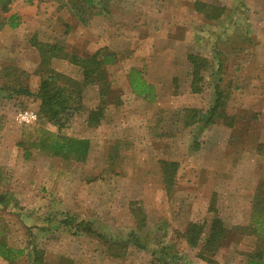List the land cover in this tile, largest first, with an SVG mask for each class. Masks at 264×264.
Here are the masks:
<instances>
[{
    "label": "rangeland",
    "instance_id": "rangeland-1",
    "mask_svg": "<svg viewBox=\"0 0 264 264\" xmlns=\"http://www.w3.org/2000/svg\"><path fill=\"white\" fill-rule=\"evenodd\" d=\"M9 1L8 12L0 7V70L7 65L26 70L33 92L40 79L34 74L40 55L33 38L81 56L104 48L118 54L105 67L104 81L83 86L82 109L61 131L41 119L35 94L0 98V194L13 198L9 206L0 205V238L25 249L12 264H35L34 249L43 253L41 264H247L259 245L255 236L227 244L204 261L197 255L201 248L190 247L183 234L191 222L209 221L216 213L229 228L244 227L256 190L264 195L259 152L264 146V44L256 36L261 29L253 15L257 0H206L227 8L213 21L195 12V0H97L87 13L88 25L66 7L75 0ZM11 16L18 17L17 27L7 24ZM215 50L222 52L226 115L236 116L237 124L229 128L219 121L200 131L185 125V113L190 108L209 112L214 79L206 72L202 91L193 93L188 55L214 64ZM53 66L83 81L81 67L64 59H55ZM131 68L143 70L155 86V102L132 93ZM98 108L103 117L90 122ZM25 112L35 114L36 121H23ZM57 135L89 140L88 155L77 160L42 147V140L49 144ZM162 160L180 162L171 194L164 186ZM211 203L216 212H209ZM138 206L146 214L141 231L134 214ZM60 213L76 215L120 241L52 226L58 222L48 220L61 218ZM136 229L147 248L121 243ZM0 264L11 263L0 257Z\"/></svg>",
    "mask_w": 264,
    "mask_h": 264
},
{
    "label": "trees",
    "instance_id": "trees-1",
    "mask_svg": "<svg viewBox=\"0 0 264 264\" xmlns=\"http://www.w3.org/2000/svg\"><path fill=\"white\" fill-rule=\"evenodd\" d=\"M97 0H75L70 3L71 6H66L72 15L79 19L81 23L88 25L89 16L88 11L97 6ZM102 2V0H98ZM9 0H0V7L4 12L9 11ZM8 4V5H7ZM196 11L203 14L205 19L213 21L222 19L225 15L226 6L217 5L205 1H196L194 3ZM10 27H17L19 25L18 17L11 16L7 20ZM34 46L38 49L40 55V62L34 74L40 77L37 92H33L29 84H27L29 73L22 70L18 66H5L0 70V98L12 97L14 94L32 95L35 94L41 100V107L39 114L41 119L53 122L58 127V130H63L69 121L79 113L82 109L81 97L82 88L85 85L98 82V79L103 80L105 76V67L113 64L117 60L118 54L111 50L100 49L90 56H81L74 52H68L63 45L59 43L41 42L33 38ZM215 63L211 64L210 60L199 54H189L188 59L191 64V90L193 93H200L202 91V83L205 81L206 72L210 73V77L214 79V102L209 112L205 113L197 108H190L186 110L185 125L187 127L196 125L200 131L206 130L209 126L215 125L222 121V123L234 128L237 124L236 116L226 115L225 102L229 94L222 89V52L215 50ZM55 59H64L69 63L81 67L83 70V81L80 82L66 73L60 72L53 66ZM129 83L131 91L134 95L141 97L153 103L157 100L158 93L155 86L148 82L143 70L131 68L129 71ZM103 95L106 91L101 90ZM102 95V96H103ZM105 97V96H103ZM103 109L98 108L92 112L89 120L90 122L99 121L103 117ZM203 131V132H204ZM89 140L68 137L66 135H57L55 140L46 144L42 140V147L52 152L54 155L70 157L82 160L89 153ZM259 152L264 154V146L259 148ZM180 169V162L176 160H162L161 170L164 181V186L167 194L174 193L178 181V173ZM12 196L9 194H0V205L9 206L12 204ZM216 212L214 203H211L209 212ZM134 214L139 219L136 228L141 229L146 224V214L141 207H136ZM61 218L56 215L48 221H57L59 224L67 228H75L76 233H85L89 236L100 237L104 241H111L116 244L119 243L120 238L113 236H106L98 233L92 228L90 222L79 221L78 216L73 214L60 213ZM131 230L128 234V239L122 240L121 243H131L139 248H147L148 245L144 238L140 236L138 230ZM2 231L0 230V236ZM251 235L257 238L259 245L248 254L247 264H264V195L260 188H258L252 200L251 218L246 226H236L229 228L223 219L216 213L211 216L209 221L191 222L187 230L183 234L184 241L193 249L201 248L198 257L204 261H208L210 257L216 254L220 249L227 246L240 237ZM111 238V239H109ZM261 242V243H260ZM26 248H29L28 246ZM167 252L171 251L168 247ZM34 263L41 264L43 253L34 249ZM25 253V249L12 247L7 242L0 238V257L13 263Z\"/></svg>",
    "mask_w": 264,
    "mask_h": 264
},
{
    "label": "crops",
    "instance_id": "crops-1",
    "mask_svg": "<svg viewBox=\"0 0 264 264\" xmlns=\"http://www.w3.org/2000/svg\"><path fill=\"white\" fill-rule=\"evenodd\" d=\"M196 1H198V0H195V2ZM200 1H204V0H200ZM205 2H207L206 0H205ZM255 6H257V8L259 9V10H257L256 11V13L255 14H253V15H255V17H257V21H258V23H260V25H261V29H260V31H258V32H256V36H257V38H258V40L262 43V44H264V0H257V3H256V5ZM194 10H195V8H194ZM195 12L197 13V11L195 10ZM60 71V70H59ZM235 128V127H234ZM264 155V154H263ZM244 237V236H243ZM243 237H240L238 240H236V241H239V240H241ZM236 241H234V242H236ZM234 242H232V243H234ZM226 247V246H225ZM225 247H223L222 249H220L219 251H221V250H224V248ZM248 259V258H247Z\"/></svg>",
    "mask_w": 264,
    "mask_h": 264
},
{
    "label": "built area",
    "instance_id": "built-area-1",
    "mask_svg": "<svg viewBox=\"0 0 264 264\" xmlns=\"http://www.w3.org/2000/svg\"><path fill=\"white\" fill-rule=\"evenodd\" d=\"M22 120L26 123H32L36 121V115L30 112H25L21 114Z\"/></svg>",
    "mask_w": 264,
    "mask_h": 264
}]
</instances>
